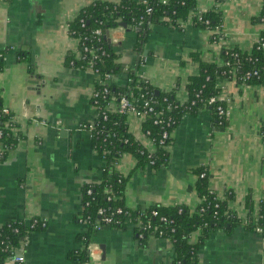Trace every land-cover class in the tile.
<instances>
[{
    "label": "crops",
    "instance_id": "1",
    "mask_svg": "<svg viewBox=\"0 0 264 264\" xmlns=\"http://www.w3.org/2000/svg\"><path fill=\"white\" fill-rule=\"evenodd\" d=\"M98 1L125 0H0V98L17 124L18 137L16 147L0 159V227L35 218L46 223L29 234L23 250L26 264H73L69 253L84 247L79 236L86 225L77 222L83 188L103 179L104 162L93 147L91 132L83 128L97 118L92 103L97 76L66 63L79 46L69 33L70 23ZM196 2L202 11L221 13L222 38L213 41L211 31L191 21L182 28L157 23L136 48L138 32L110 29V44L123 71L109 84L126 87L130 69L156 91H175L178 100H185L189 79L199 73L193 55L220 63L223 48L249 51L264 36V0ZM220 87L229 112L225 126L203 108L173 130L166 165L138 166L133 156L121 157L116 169L128 178L124 203L132 210L159 205L194 211L201 203L196 171L205 168L211 191L242 224L230 232H212L199 248V264H264V235L243 225L249 216L248 199L254 218L264 204V85H244L233 76L221 80ZM116 109V103L109 104V111ZM125 120L128 132L154 153L153 142L143 137L144 121L133 113ZM88 250L89 264L175 260L170 240L150 236L139 243L132 225L126 231L102 228Z\"/></svg>",
    "mask_w": 264,
    "mask_h": 264
},
{
    "label": "trees",
    "instance_id": "2",
    "mask_svg": "<svg viewBox=\"0 0 264 264\" xmlns=\"http://www.w3.org/2000/svg\"><path fill=\"white\" fill-rule=\"evenodd\" d=\"M148 7L153 10L150 15L146 14ZM261 18L264 20V10ZM187 21L211 31L213 41L222 38L221 13L200 10L196 0H169L167 4H163L162 0L139 2L125 0L118 3L98 1L85 7L69 25V33L79 40V46L76 52L68 54L67 65L79 69L91 68L100 77L95 83V90L100 95L92 99L97 109V118L87 126L92 128L90 132L93 147L104 162L102 182L83 188V203L77 222L86 225V231L79 236L84 247L69 253L68 260L73 264H89L91 256L88 249L99 230L107 227L126 231L130 225L134 227L139 243H143L150 236L170 240L175 249L174 264H199V248L212 232L216 230L230 232L234 226L242 224L226 202L211 191L205 168L196 171L198 176L196 190L201 203L194 211L185 206L159 205L132 210L124 203L128 178L122 176L116 169L122 156H133L138 166L150 165L152 162L153 168H160L168 161L167 147L172 143V132L184 117L207 108L213 113L218 124L221 126L227 124L228 118L220 116L217 111L220 106L227 109L226 104L219 99L221 80L234 76L244 85H264L262 51L264 36L249 51L223 48L220 63L203 62L199 60V54L193 55V59L199 62V73L189 79L184 103L178 100L175 91L158 92L130 69L126 71L130 79L126 87L114 88L103 84L106 75L113 76L123 71L112 45L105 39L107 30L118 27L121 23H126L128 28L134 31L141 29L138 32L139 40L136 42V48H139L146 40L153 24L161 23L182 28ZM98 30L102 31L101 36L95 34ZM85 47L90 50L88 53L84 52ZM28 62L30 63V59ZM1 67L2 62L0 70ZM248 73L252 76L244 83L243 78ZM254 73L257 75L253 76ZM106 86L109 93L104 96L102 91ZM112 96L150 101L153 110L148 113L143 123V134L155 145L154 154H150L145 144L128 132L125 120L127 114L108 110L107 106ZM211 99H215L213 104H209ZM4 109L7 108L0 98V143L4 148L0 153L1 160L6 158L8 151L16 147L18 141L14 132L17 124L10 111L7 109L9 113H5ZM165 132L169 134L167 139H164ZM203 171L207 172L205 178L200 177ZM247 208L249 216L243 225L250 231L260 228L264 235V204L260 205L256 218L253 217L251 198L248 199ZM100 209H105L104 215L99 214ZM119 209L121 213L118 212ZM104 218H110L111 222H105ZM40 229L37 227L32 232ZM27 230L28 226L21 220L11 221L0 227V264L6 263L12 250L22 247ZM195 237L196 241L193 242Z\"/></svg>",
    "mask_w": 264,
    "mask_h": 264
},
{
    "label": "built area",
    "instance_id": "3",
    "mask_svg": "<svg viewBox=\"0 0 264 264\" xmlns=\"http://www.w3.org/2000/svg\"><path fill=\"white\" fill-rule=\"evenodd\" d=\"M168 1L169 0H162L163 4H167ZM152 11H153L152 8L148 7L146 9V14L150 15L152 13ZM168 21L170 22V20H168ZM199 21H201V18L199 19ZM95 34L98 35V36H101L102 31L98 30V31H96ZM89 51L90 50L87 47L84 48V52L85 53H88ZM262 51H263V56H264V42L262 43ZM79 57H80V53H79ZM88 69L96 74L97 79L100 78L99 74H97V72L93 71L91 68H88ZM256 75H257V73L253 74V76H256ZM251 76H252V74L248 73L246 75V77L243 78L244 83ZM111 78H112L111 75H106V80L103 82V84L110 85L109 82H110ZM108 93H109V88L106 86V87H104V89L102 91V94L104 96H106V95H108ZM99 95H100V93L97 92L94 89L92 99L98 98ZM221 101L226 103L225 100H221ZM113 102L117 104V109L114 112H119L121 114H129V113L132 114L133 113V114H136L142 121H145L146 116L148 115V113L152 112V110H153L152 107H150V101L149 100H144V99L143 100H141V99L137 100L135 98L128 99L126 97L118 98L117 96H112L111 99H110L109 104L113 103ZM184 102H186V99L185 100H181V103H184ZM214 102H215V99H211L209 101V104H213ZM109 104H108V106H109ZM108 106H107V108H108ZM217 111H218V114L220 116H225V117L228 118V114H229L228 109H224L223 107L220 106V107H218ZM4 112L5 113H9V111L7 109H4ZM87 124L88 123L83 124V128L91 131L92 128L90 126H87ZM143 137H145L144 134H143ZM168 137H169V134L167 132H165L164 133V139H167ZM3 150H4V148H3ZM149 153L150 154H154L155 152L151 153L149 151ZM152 164L153 163L151 162L150 165H152ZM200 177L201 178L207 177V172L203 171V173H201ZM118 212L121 213L122 212L121 209H119ZM104 213H105V209H100L99 214L100 215H104ZM21 221H23V220H21ZM104 221L109 223V222H111V219L110 218H104ZM23 222H25V224L28 226V230H27L26 236L24 237V242L22 244V247L20 249L14 250V251L12 250V252H11L10 256L8 257V259H7L5 264H26V259H25L23 250L25 249V247L27 245V239L29 237V234L32 233V231L34 229H36L37 227H39L41 229H44L46 227V223L44 221H42L41 219H37V218L29 220V221L24 220ZM98 229H100V228L98 227ZM256 231L262 233V230L260 228H258ZM16 232H18L17 229H16Z\"/></svg>",
    "mask_w": 264,
    "mask_h": 264
},
{
    "label": "water",
    "instance_id": "4",
    "mask_svg": "<svg viewBox=\"0 0 264 264\" xmlns=\"http://www.w3.org/2000/svg\"><path fill=\"white\" fill-rule=\"evenodd\" d=\"M119 26H120V27H123L124 29H128V26H127L126 23H121V24H119ZM140 31H141V29H137V30H136V32H140ZM105 39H106V41H107L108 43L111 42V40H110V31H109V30H107L106 33H105Z\"/></svg>",
    "mask_w": 264,
    "mask_h": 264
}]
</instances>
